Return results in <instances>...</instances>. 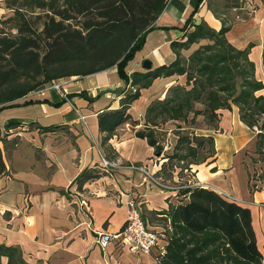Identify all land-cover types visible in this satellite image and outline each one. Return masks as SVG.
<instances>
[{
    "label": "trees",
    "instance_id": "obj_1",
    "mask_svg": "<svg viewBox=\"0 0 264 264\" xmlns=\"http://www.w3.org/2000/svg\"><path fill=\"white\" fill-rule=\"evenodd\" d=\"M165 2L3 1V6L12 13L0 23V107L11 105L16 98L60 77L82 76L114 65L125 86L116 90V107L106 106L97 112V128L102 155L115 160L117 154L108 139L121 123L127 120L137 123L127 111L131 102L155 77L173 76L162 97L147 102L142 125L134 130L136 136L152 146L158 158L154 175L163 181L171 180L173 173L180 176L191 163L213 155V135L204 130H217L219 109H230L231 104L237 107L239 119L255 128L252 157L264 161V93L257 92L263 82L254 76L253 61L248 57L252 42L239 48L225 35L243 0H206L207 8L220 22L218 29L203 20L193 21L191 15L178 28L179 34L169 40L174 54L170 61L125 72V62L141 46L146 32L156 28L155 19ZM34 9L45 12L38 33L25 17ZM262 37L264 69V27ZM22 123L15 119L4 122L0 129L4 150L17 141L16 135L7 138L8 129ZM28 124L40 131L63 126ZM168 131L172 132L173 140L164 148ZM1 146L0 173H3L6 169ZM107 170L94 165L83 167L70 186L81 191L85 181ZM164 199L165 207L141 212L147 225V221L158 219L166 230L160 264H263L247 206L196 182L178 183L174 193ZM3 255L6 261L0 260V264H30L16 244L0 243V257Z\"/></svg>",
    "mask_w": 264,
    "mask_h": 264
},
{
    "label": "crops",
    "instance_id": "obj_2",
    "mask_svg": "<svg viewBox=\"0 0 264 264\" xmlns=\"http://www.w3.org/2000/svg\"><path fill=\"white\" fill-rule=\"evenodd\" d=\"M3 1L0 0L2 6ZM237 12L225 35L239 48L252 42L248 57L253 61L254 76L263 82L257 92L264 93L261 63L264 0H243ZM189 16L195 22L205 21L213 29L220 26L206 0H166L155 19L156 28L146 32L141 46L125 62V72L144 70L143 58L150 60V67L170 61L174 54L169 40L179 34L178 28ZM173 80V76H158L140 90L127 108L137 123L130 120L121 123L108 139L117 154L115 160L108 159L113 165L104 174L85 181L81 191L70 185L83 167L94 165L104 169L97 112L118 105L116 90L125 83L116 67L60 77L53 81L58 87L46 83L16 98L13 104L0 107V129L8 120L23 122L8 129L7 138L16 135L15 143L6 150L0 143L6 169L0 173V243L16 244L30 264H148L151 253H132L113 241L100 246L94 231L120 228L125 219V200L129 197L139 202L141 212L158 209L167 205L164 198L174 193L178 183L196 182L249 208L255 242L264 264V161L253 159L255 128L239 119L234 104L230 109H219L217 130H204L213 135V155L184 168L189 176L183 180H178L181 175L173 174L172 181L169 180L172 189L149 179L144 181L142 170L130 167L141 165L153 173L159 166L152 146L136 136L134 130L142 125L147 102L162 97ZM29 122L63 126L40 131ZM251 168L252 172L258 169L260 176H251ZM78 192L85 196L87 209L78 205ZM55 232L60 233L59 238H54ZM0 260L5 262L6 256Z\"/></svg>",
    "mask_w": 264,
    "mask_h": 264
},
{
    "label": "built area",
    "instance_id": "obj_3",
    "mask_svg": "<svg viewBox=\"0 0 264 264\" xmlns=\"http://www.w3.org/2000/svg\"><path fill=\"white\" fill-rule=\"evenodd\" d=\"M11 11L0 5V20L2 16ZM53 86L58 87L57 83L52 82ZM101 165L106 170L113 163L101 156ZM132 168L142 170L143 180L149 179L161 187L172 189L170 184L163 182L160 176L154 175L151 171L144 169L141 165L132 164ZM176 187L173 188L175 190ZM77 193V192H76ZM77 203L80 207L87 209V200L82 192H78ZM95 241L100 246H105L109 241L116 242L132 253H151V261L148 264H160L161 257L165 251L166 230L163 227H153L147 225L141 217L139 202L133 197L125 200V219L117 230H95ZM60 233L55 232L54 238H59Z\"/></svg>",
    "mask_w": 264,
    "mask_h": 264
},
{
    "label": "rangeland",
    "instance_id": "obj_4",
    "mask_svg": "<svg viewBox=\"0 0 264 264\" xmlns=\"http://www.w3.org/2000/svg\"><path fill=\"white\" fill-rule=\"evenodd\" d=\"M11 13H12L11 11L6 12L2 16V18L0 20V23H1V21L4 18L8 17ZM44 13H45L44 11H41L39 9H34L33 11L27 12L25 14V17L28 20V23H29L30 27L36 33H38L41 30L42 24H43V22L45 20ZM166 126L172 127L173 125L171 123H166ZM168 132H170V131H168ZM168 132H167V136H166V139H165L166 144L164 145V148H167L168 147V144H169V141H172L173 140L172 139L173 138L172 132H170V133H168ZM167 137H168V139H167ZM257 170L258 169L255 168V170L252 172V168H251V170H250V172H252L251 176H260V174L258 173ZM180 175H181V177L178 178V180H183L185 177L189 176V171H184V169H183L180 172ZM170 181H172V179ZM163 182H165L166 184L167 183L170 184L169 179H164ZM153 221L152 222H149L151 226H155V227H161L162 226V222L159 221L158 219H155Z\"/></svg>",
    "mask_w": 264,
    "mask_h": 264
},
{
    "label": "water",
    "instance_id": "obj_5",
    "mask_svg": "<svg viewBox=\"0 0 264 264\" xmlns=\"http://www.w3.org/2000/svg\"><path fill=\"white\" fill-rule=\"evenodd\" d=\"M141 65H142L144 68H148V67H150V60L147 59V58H143L142 61H141Z\"/></svg>",
    "mask_w": 264,
    "mask_h": 264
}]
</instances>
